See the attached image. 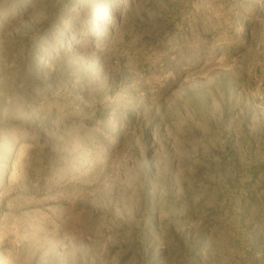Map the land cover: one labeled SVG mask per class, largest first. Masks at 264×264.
Masks as SVG:
<instances>
[{
	"label": "rangeland",
	"instance_id": "rangeland-1",
	"mask_svg": "<svg viewBox=\"0 0 264 264\" xmlns=\"http://www.w3.org/2000/svg\"><path fill=\"white\" fill-rule=\"evenodd\" d=\"M0 264H264V0H0Z\"/></svg>",
	"mask_w": 264,
	"mask_h": 264
}]
</instances>
